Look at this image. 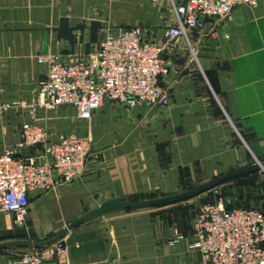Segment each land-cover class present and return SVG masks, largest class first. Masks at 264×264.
<instances>
[{"label":"crops","instance_id":"1","mask_svg":"<svg viewBox=\"0 0 264 264\" xmlns=\"http://www.w3.org/2000/svg\"><path fill=\"white\" fill-rule=\"evenodd\" d=\"M167 1L157 0L145 17L159 40L174 18ZM74 2L0 0V101L9 105L0 116V154L20 144L26 121L46 126L53 140L65 133L92 140L86 173L54 192H37L36 200L31 194V206L54 205L69 221L102 201L172 195L190 178L208 182L264 156V0L254 10L236 8L222 26L229 41L195 32L191 45L180 40L166 52L168 107L107 104L89 120L73 107L37 106L47 72L39 56L68 47L53 28L70 17ZM197 214L189 207L115 213L70 231L66 255L53 258L49 248L42 253L46 264H205L191 248ZM8 260L0 255V264Z\"/></svg>","mask_w":264,"mask_h":264},{"label":"built area","instance_id":"2","mask_svg":"<svg viewBox=\"0 0 264 264\" xmlns=\"http://www.w3.org/2000/svg\"><path fill=\"white\" fill-rule=\"evenodd\" d=\"M258 1L169 0L174 18L165 27L163 40L142 26H119L101 29L90 53L82 45L72 54L41 56L47 72L38 85L37 106L44 111L73 107L82 120L107 104L166 108L170 105L169 91L162 84L168 73L166 52L180 40L190 45L191 33L202 35L237 7ZM8 109L0 101V116ZM20 133V144L0 154V214L13 215L16 224L29 213L33 191L45 193L75 182L86 173L91 154L88 139L67 133L53 140L49 129L35 121L24 122ZM26 148L35 152L27 155ZM230 204L220 198L201 206L192 248L202 253L205 264H264V202L250 207ZM49 249L53 258L68 251L64 239ZM8 264H46V259L42 251L28 250Z\"/></svg>","mask_w":264,"mask_h":264},{"label":"rangeland","instance_id":"3","mask_svg":"<svg viewBox=\"0 0 264 264\" xmlns=\"http://www.w3.org/2000/svg\"><path fill=\"white\" fill-rule=\"evenodd\" d=\"M74 3H75V7L68 9L70 17L66 16L70 19L72 25H76L78 23H84V22L89 24L93 20H98L103 27L102 29L104 28L115 29L119 27L120 24L122 23H124L125 25H137V26L145 27L146 29H151L150 27L151 25L149 23H146L145 17L152 15L153 13L152 5L159 4L158 2H155L153 0H139V1L127 0V2L126 1L122 2V0H75ZM122 3L127 5L126 6L124 5L122 7L121 6ZM167 5L169 7V11H171V14H173L169 1H167ZM258 5H259V1L258 4L255 6L245 5V6H239L237 8L238 9L244 8L247 9L248 11L249 9L250 10L256 9ZM235 10L229 17L217 20L216 23L212 26V29L210 31L206 30L203 33L204 35L203 37L206 39L223 37L225 40L229 41L230 39L229 40L226 39L224 35L228 34L230 31L224 29L222 26L224 25L225 22L232 21ZM41 56L44 55H40L39 59ZM77 136L88 139L92 147V140L90 136L88 135H83V136L77 135ZM256 163H258V165L261 167L259 171L220 184L217 187L196 197L172 205L155 207L150 209H130L129 211L136 212L142 210H158V209L172 208V207H179V208L189 207L193 211H199L201 206H203L204 204L203 202L204 199L207 198L208 200L210 199L211 201L214 202L215 200L218 199L219 195L224 199H229L233 206H236V204L239 203L241 206L244 207L259 205L264 202V169H262V167L264 166V156H260L258 157V159H255L251 165H254ZM204 183H206V181L197 178H193V179L190 178L186 182H182L181 187L178 189L176 193L173 194L194 189ZM54 191L55 190L48 191L45 193H51ZM37 192L39 191L32 192L33 200L37 199L35 195ZM168 195L171 194L166 195V193H150V194H142V195H132V197H125V198H127L130 201H144V200H150L153 198H159ZM107 201L108 200L102 201L96 207L88 209L84 214L79 215L78 217H73V219H70L69 221L66 220V217L57 215L56 207H54V205H49V204H47V206L44 207L45 209H42V205L39 204H37V206L36 205L31 206L29 213L25 216L21 224H16L14 216L11 214H7V213L0 214V241L17 239V238L31 239V240L48 238L54 235L59 230L67 227L69 223L73 222L74 220L82 217L83 215L95 209L100 208ZM124 211H128V210H117L94 217L90 220L85 221L79 227L83 225H87L89 223L96 222L105 216L119 212H124ZM47 248L49 247L38 250L42 251L43 249H47ZM27 251L28 249L26 248L10 249V250L1 251L0 255H9V260H11L13 257H16L17 255H20Z\"/></svg>","mask_w":264,"mask_h":264},{"label":"water","instance_id":"4","mask_svg":"<svg viewBox=\"0 0 264 264\" xmlns=\"http://www.w3.org/2000/svg\"><path fill=\"white\" fill-rule=\"evenodd\" d=\"M210 19H207L209 21ZM102 25L98 20H93L89 24L78 23L72 25L68 17H63L57 27L53 28V31L57 33L58 39L66 41L68 48L63 51V54L68 55L75 52L76 47L85 46V52L90 53L91 46L96 44L99 39V32L102 29ZM88 37V38H87ZM261 167L258 163L237 169L228 174L208 181L194 189L186 190L181 193L172 194L164 197L153 198L144 201H130L125 197L115 198L105 202L100 208L95 209L82 217L69 223V225L54 235L45 239H9L0 241V252L10 249L26 248L28 250H36L49 247L59 240H62L71 231L79 227L82 223L90 220L94 217L117 211V210H130V209H150L155 207H162L172 205L181 201L188 200L190 198L201 195L220 184L228 182L230 180L243 177L259 171ZM264 169V166L262 167ZM204 203L208 202V199L203 200Z\"/></svg>","mask_w":264,"mask_h":264},{"label":"trees","instance_id":"5","mask_svg":"<svg viewBox=\"0 0 264 264\" xmlns=\"http://www.w3.org/2000/svg\"><path fill=\"white\" fill-rule=\"evenodd\" d=\"M211 200L209 199L208 200V202H210ZM236 206H239V204L238 205H236ZM230 207H235V206H233L232 204H230ZM129 211V210H128Z\"/></svg>","mask_w":264,"mask_h":264}]
</instances>
